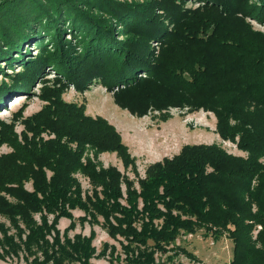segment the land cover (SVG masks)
<instances>
[{
	"label": "trees",
	"instance_id": "1",
	"mask_svg": "<svg viewBox=\"0 0 264 264\" xmlns=\"http://www.w3.org/2000/svg\"><path fill=\"white\" fill-rule=\"evenodd\" d=\"M252 19L264 25V0H0V62L21 66L0 82V107L12 92L48 82L47 68L60 75L45 85L47 104L23 120L21 135L15 120L0 118V148L12 147L0 155V192L14 199L0 195V213L15 230L0 223L5 251L23 253L27 264H96L108 249L120 259L108 242L98 253L95 230L70 234L77 220L103 218L110 236L127 241L126 264H159L157 254L169 252L200 261L177 240L201 229L233 241L228 264H264V30ZM64 80L80 91L99 80L140 117L157 110L167 120L171 107L213 112L220 136L248 155L187 144L149 166L138 188L86 156L90 147L135 163L112 123L64 100ZM76 209L84 212L78 219ZM63 217L71 221L64 231Z\"/></svg>",
	"mask_w": 264,
	"mask_h": 264
},
{
	"label": "rangeland",
	"instance_id": "2",
	"mask_svg": "<svg viewBox=\"0 0 264 264\" xmlns=\"http://www.w3.org/2000/svg\"><path fill=\"white\" fill-rule=\"evenodd\" d=\"M188 5H192V3L190 2ZM252 22L257 28L264 30L263 24L253 19ZM117 29H120V26ZM117 31H115V37L121 39L122 35L118 34ZM68 33L64 35L65 39L71 38ZM76 40L74 39L72 43L77 44ZM51 43L49 42V44ZM154 44L158 52L159 44ZM77 45L79 49L81 44ZM37 51L38 45H31V54H36ZM0 65V82L9 80L8 75L21 68L20 63L15 67H11L5 65V62L2 60ZM46 70L47 75L44 78H50L48 82L45 83L42 79H37L38 81H35L29 91L20 90L19 92H12L7 96V107L4 105L0 107L2 109L0 118L8 122L15 120V130L19 135L25 130V122L23 120L35 114L47 104L44 98L46 94L44 90L45 85H53L55 77L60 76L53 69L47 68ZM64 82L68 83V88L63 94L64 100L69 103L84 105L86 114L93 117H104L112 123L120 132L122 140L127 145L135 163L134 165L126 166L116 151H103L96 154V151L90 147H87L86 156L95 159L103 167H117L122 174L132 179L138 188L139 179L146 177L149 166L166 158L174 157L187 144L215 143L222 146L229 153L245 157L248 155L246 151L238 147L237 142L224 140L220 136L216 127L217 117L213 112L205 111L204 109L190 112L188 108L171 107L169 110L163 111L171 115L167 120H164L161 117L160 111L157 110L149 111L148 114L140 117L131 113L129 109L120 107L115 101L113 92L107 90L105 85L99 80L90 84L83 91L78 90L72 81L68 82L64 80ZM19 94L22 95L17 98L14 97ZM45 137L49 136L45 135ZM10 151H12V147L3 144L0 148V155L9 153ZM76 176L80 180L84 190L92 192L89 178L82 173H77ZM25 187L32 190L31 181L26 182ZM1 194L10 202L14 200L6 192H0ZM73 213L77 219L84 214L79 209L74 210ZM36 218L40 220L39 214H36ZM52 218L53 216L51 215ZM102 222L103 218H100V224L91 225L86 222L82 225L77 220L76 229L70 231V234L74 235L77 232H82L83 234L90 235L95 230L96 238L94 244L97 247L98 253L103 250L104 243L108 242L117 247L116 255L118 254L120 259L115 256L113 258L114 261L111 260V256L109 255L111 249H108L105 257L94 258L93 262L96 264H126V255L123 252L122 244L123 242L127 243V241L121 236H118V238L110 236L107 230L103 228ZM0 223L4 224L5 228L9 230V234L15 231L12 229V220L1 213ZM70 223L69 218L63 217L59 221V228L64 231ZM3 241L4 233L0 229V264H27L23 253L20 257L12 256V253L8 254L5 249L9 248L3 245ZM177 244L194 252L200 261H194L184 254L174 255L173 252H169L167 254H157L159 264H228L233 257L234 244L230 238L223 236L219 240H216L212 235L207 234L204 229L198 230L195 234H181L177 240Z\"/></svg>",
	"mask_w": 264,
	"mask_h": 264
},
{
	"label": "bare ground",
	"instance_id": "3",
	"mask_svg": "<svg viewBox=\"0 0 264 264\" xmlns=\"http://www.w3.org/2000/svg\"><path fill=\"white\" fill-rule=\"evenodd\" d=\"M19 96H20V95L16 96V98L19 97ZM19 100H21V99H19Z\"/></svg>",
	"mask_w": 264,
	"mask_h": 264
},
{
	"label": "water",
	"instance_id": "4",
	"mask_svg": "<svg viewBox=\"0 0 264 264\" xmlns=\"http://www.w3.org/2000/svg\"><path fill=\"white\" fill-rule=\"evenodd\" d=\"M19 95H22V94H19ZM14 97H16V96H14Z\"/></svg>",
	"mask_w": 264,
	"mask_h": 264
}]
</instances>
